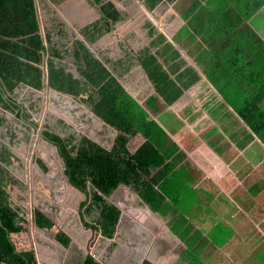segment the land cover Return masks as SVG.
<instances>
[{
	"label": "trees",
	"instance_id": "obj_1",
	"mask_svg": "<svg viewBox=\"0 0 264 264\" xmlns=\"http://www.w3.org/2000/svg\"><path fill=\"white\" fill-rule=\"evenodd\" d=\"M142 1L154 10L164 0ZM165 1L170 3L174 0ZM263 8L264 0H194L181 20L176 21L185 22L186 31L208 46L204 60L198 57L207 72L210 42L216 41L221 47L215 50V65L210 66L213 70L207 73V77L209 79L210 75L211 82L217 84V90L262 142L264 38L261 39L258 33V25L264 27ZM101 11L103 18L84 31V36L91 43L109 33L112 25L121 20V14L110 3L103 4ZM164 42L165 38L161 36L155 44ZM47 43L48 47L40 34L35 0H0V105L37 129V124L30 122L25 108L15 101L13 95L20 85L42 90L44 76L47 75L48 85L53 91L89 106L97 118L116 131L113 146L107 150L87 136H82L75 143L73 139L66 140L43 130L45 139L63 162V173L69 186L86 196L79 206L86 228L99 231L105 239L114 238L121 209L108 203L107 198L120 186L129 188L152 212L166 216L172 211L166 201L175 181L179 183L176 193L180 198L169 200L174 208L181 202V196L187 195V190L180 182V173L176 172L182 160L178 147L170 142L168 134L148 112L157 114L162 110L158 98L151 96L144 106L140 105L80 41L74 43L72 52L79 74L77 78L55 64L56 60L66 59L69 52L52 45L50 37H47ZM162 50L161 56L168 67L166 70L152 55L143 59V67L155 85L157 95L167 105H172L197 82L198 76L193 69L184 68L185 61L179 59L171 44H166ZM43 66L47 67L46 73ZM136 136L144 142L133 151L132 142ZM35 161L44 173H56L55 165L41 152ZM0 163L16 164L18 159L7 149H0ZM10 181L0 166V264H37L29 223L8 203L7 190L12 183L15 184ZM38 186L40 191L50 195L44 185ZM188 202L189 199L183 203ZM70 204L68 201L67 210H70ZM88 219L93 220L92 223ZM34 224L39 230L49 232L63 248L71 244V239L41 212L34 213ZM171 231L186 242L188 233H179L174 223H171ZM186 245L193 249L195 243ZM83 264L101 263L87 256ZM143 264L152 263L144 261ZM188 264L203 263L194 256Z\"/></svg>",
	"mask_w": 264,
	"mask_h": 264
},
{
	"label": "crops",
	"instance_id": "obj_2",
	"mask_svg": "<svg viewBox=\"0 0 264 264\" xmlns=\"http://www.w3.org/2000/svg\"><path fill=\"white\" fill-rule=\"evenodd\" d=\"M193 1L170 24H164L168 16H175L173 7L165 0L154 10L142 0H43L44 7L61 20L56 24L68 37H73L70 39L72 48L76 41L82 42L113 76L127 83L120 82L140 105L144 106L151 96L158 98L162 110L157 114L148 112L168 134L170 142L177 145L182 158L176 172L180 173L187 195L181 196L182 203H176L175 208L172 206L169 200L180 198L176 193L179 183L175 181L166 201L172 211L166 216L152 212L129 188L120 186L113 194H120L112 204L121 209L114 238L120 233L124 238L111 256V264H143L144 261L188 264L204 251L205 262L199 258L203 264H264V142L225 100L210 75L209 79L207 77L215 65V50L221 47L216 41L210 42L207 72L198 57L208 46L186 31L185 22H176ZM107 3L121 14V20L112 25L109 33L91 43L84 31L103 18L101 6ZM35 5L40 34L45 32L47 39L52 32H46L43 16L38 11L40 0H35ZM259 25L262 39L264 35ZM161 36L165 42L155 44ZM55 37L64 40L59 32ZM166 44H171L179 59L185 61L184 68L193 69L198 76L197 82L172 105H167L157 95L143 67V59L152 55L166 70L168 67L161 56ZM139 93L145 96L141 102L136 99ZM97 121L107 126L99 118ZM143 142L136 136L133 151ZM187 199L190 207L183 203ZM136 200L139 203L134 202ZM171 223L182 235L188 233L186 242L171 231ZM188 242L195 243L193 249L187 247ZM36 253L34 246L38 264ZM40 260L41 264L45 263L44 258Z\"/></svg>",
	"mask_w": 264,
	"mask_h": 264
},
{
	"label": "rangeland",
	"instance_id": "obj_3",
	"mask_svg": "<svg viewBox=\"0 0 264 264\" xmlns=\"http://www.w3.org/2000/svg\"><path fill=\"white\" fill-rule=\"evenodd\" d=\"M191 1L174 0L168 3L170 7H173L175 16H168L164 24H170L176 18V15L180 14L181 10L188 7ZM38 11L43 16L46 32H52L50 33L52 45L60 47L62 51L67 50L69 52L66 59L56 60L55 64L64 67L66 71L79 78L77 66L72 56L71 40L73 37H68L69 34H65L63 29L56 24H60L61 20L52 13L51 9L44 7L43 0H40ZM58 32L63 34L64 40L55 37ZM262 34H264V27L262 28ZM42 36L45 45L48 47L47 39H45L46 33L42 32ZM79 39H83L82 36H79ZM199 53V59L201 60H204L205 55L208 54L205 51ZM45 61H47V57ZM42 69L46 73L47 67L43 66ZM46 78L42 90L36 91L20 85L13 95L15 101L25 108L30 117V122L36 123L39 128L49 130L63 139H73L75 143L83 135H86L96 143H100L104 148H111L116 135L114 131L99 123L89 106L81 105L71 97L57 95L47 89ZM121 80L122 83L123 80ZM123 83L127 84L125 81ZM130 88L135 90L132 86ZM144 98L145 96L143 97V94L139 93L136 99L141 102ZM0 119L2 120L0 122V149H7L18 159L16 164L0 163V166L6 172V178L11 180L10 182H15L7 190L8 203L11 208L18 211L21 218L29 223L30 238L37 248L36 258L39 261L38 264H41L40 257L44 258V264H83L87 255L93 256L101 264H111V256L121 244L124 235L120 233L118 237L107 240L103 237L96 238L91 229L85 230L83 227L84 221L80 217L79 210V206L85 201V197L69 186L63 173V162L58 157L56 149L41 139L28 123L26 124L20 120L16 114L6 111L1 105ZM136 145L132 144V148ZM39 152L55 165V174L44 173L38 167L35 160ZM39 184L48 189L49 196L40 191ZM118 195L120 194L116 193L107 198V202L115 204ZM68 201L71 203L70 210L66 208ZM134 202L139 203L138 200ZM123 209L125 212L127 203L123 205ZM36 211L45 215L70 237L71 244L68 248L65 249L56 242L53 244L52 235L46 230H39L35 226L34 213ZM94 218L96 216L92 219L94 220ZM87 221L90 222L91 220L88 219ZM57 247H61V249H57ZM118 250L120 251V247ZM199 255V258L205 262V251ZM47 260L51 261L47 262Z\"/></svg>",
	"mask_w": 264,
	"mask_h": 264
},
{
	"label": "water",
	"instance_id": "obj_4",
	"mask_svg": "<svg viewBox=\"0 0 264 264\" xmlns=\"http://www.w3.org/2000/svg\"><path fill=\"white\" fill-rule=\"evenodd\" d=\"M45 77H47L46 75L44 76V80H45ZM48 78H46V86H47V89H49V90H51V91H53L50 87H49V85H48V80H47ZM53 92H55V91H53ZM57 95H62V94H60V93H58V92H55ZM64 96V95H63ZM96 117V116H95ZM98 119V118H97ZM100 120V119H99ZM35 131H36V133L38 134V136L41 138V139H43L46 143H48L47 142V140L45 139V137H44V135H43V129L42 128H37V129H35ZM49 144V143H48ZM49 145H51V144H49ZM107 150H111V148H109V149H107ZM81 193V192H80ZM85 198H86V196H85V194H83V193H81ZM84 226V229H88V228H86V226H85V224L83 225ZM60 229H62V228H60ZM91 229V228H90ZM91 231L92 232H94V234H95V237L96 238H98V237H102V235H101V233L99 232V231H94L93 229H91ZM70 238V237H69ZM87 256H91V255H87ZM86 256V257H87ZM93 257V256H92Z\"/></svg>",
	"mask_w": 264,
	"mask_h": 264
},
{
	"label": "flooded vegetation",
	"instance_id": "obj_5",
	"mask_svg": "<svg viewBox=\"0 0 264 264\" xmlns=\"http://www.w3.org/2000/svg\"><path fill=\"white\" fill-rule=\"evenodd\" d=\"M39 128V127H38ZM83 224H84V222H83Z\"/></svg>",
	"mask_w": 264,
	"mask_h": 264
}]
</instances>
